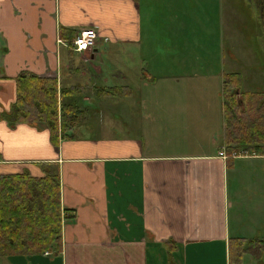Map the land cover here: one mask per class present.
Returning <instances> with one entry per match:
<instances>
[{"label":"crops","instance_id":"1","mask_svg":"<svg viewBox=\"0 0 264 264\" xmlns=\"http://www.w3.org/2000/svg\"><path fill=\"white\" fill-rule=\"evenodd\" d=\"M230 4L0 0V114L15 101L21 72L59 81L60 73L79 68L92 92L108 83L95 82L101 61L133 55L140 72L139 106L119 135L78 138L90 130L84 117L74 138L56 148L48 130L10 128L0 119V175L41 177L40 164L56 165L61 207L73 213L62 223L59 254L0 257V264H233L230 244L246 239L232 237V229L241 235L248 220L244 229L254 234L261 220L264 150L257 148L260 136L238 148L225 141L224 81L243 78V52L225 50V22H240L255 62L264 58V47L257 45L254 0H241L240 13ZM92 27L95 48L74 53L65 47ZM92 98L104 97L85 100ZM252 100L246 120L259 118L255 111L264 107ZM256 164L259 173L249 168ZM241 209L253 219L240 222Z\"/></svg>","mask_w":264,"mask_h":264},{"label":"trees","instance_id":"2","mask_svg":"<svg viewBox=\"0 0 264 264\" xmlns=\"http://www.w3.org/2000/svg\"><path fill=\"white\" fill-rule=\"evenodd\" d=\"M74 71L68 68L66 75L60 73L59 81L55 77H39L30 72H21L16 78L15 101L8 112L0 114V119H4L10 128L26 124L48 130L50 141L56 148L59 142L72 140L73 128L88 113L83 105L88 84L79 76V68ZM64 76H67L65 81ZM227 76L229 79H225L223 89L225 141L238 148L246 145V142L254 141L248 136V131L252 132L251 136L264 133V107L261 105L255 111L259 113V118H248L243 126L237 110L242 113L244 107H239L242 100L239 99V102L236 96L239 94L242 99L244 93L237 89L229 90L234 77ZM122 89L103 86L95 89L94 93L95 97L127 95ZM257 95L247 94L246 97ZM257 148L264 150L262 147ZM258 150L253 149L255 152ZM40 165L43 173L41 177H33L28 171L0 175V257L45 253L56 255L61 252L62 223L72 217L73 213L61 207L58 167L52 163ZM234 242L230 244L231 262L240 263L242 252L233 251Z\"/></svg>","mask_w":264,"mask_h":264},{"label":"rangeland","instance_id":"3","mask_svg":"<svg viewBox=\"0 0 264 264\" xmlns=\"http://www.w3.org/2000/svg\"><path fill=\"white\" fill-rule=\"evenodd\" d=\"M223 1L224 3L226 1L231 2L230 5L235 9V12L237 10L238 11L237 13H240L239 10L242 7L241 0H223ZM248 13H250V10L248 11ZM224 27H225L226 52L232 49L239 52L241 50L243 52L241 63L238 69L239 70L238 72L243 75V78H241L240 75L234 77L232 79V85L229 87V90L234 91L235 89H237L239 92L244 93L242 99L238 94L236 96V100H238L239 102L240 100H242L241 101L242 103H240L239 107L243 106L244 112L249 113L250 112L249 106H251V102H250L251 98L246 97L247 94L249 93L253 95L258 94L256 98L253 99L252 101L255 100H257V102L264 101V94H263L264 93V58L258 56L256 62L252 59V55H253L252 47H250L249 42L246 39L244 40L243 38H241L242 33L240 30V22L232 26V22L231 21L229 22L227 20V24L225 22ZM123 54L124 53L119 54L114 60L110 59L99 62L98 66L101 69V73L99 79L96 78L98 80H95V82L100 81L101 78L103 77V79L108 80V83L106 85L107 87H117V88L123 87L122 90H125V93H129V94L127 95L119 94L117 97H104L98 99L92 98V100H94V102L92 103L87 100L83 102L84 107L88 110V113L85 116L87 120H84L83 122H85V124H89L90 130L86 132L76 133L78 138L80 137L97 138L100 137L99 135L102 133L109 134L110 136H112L113 132L119 135L120 134L119 129H121V126H124L125 124L131 122L132 110L137 111V108L139 106L137 93L140 87V79H139L140 72L139 70L136 71V68H133V66L135 64L138 66V59L133 55L131 59L130 56ZM65 57H67L66 54ZM253 63H255V67H251V68L247 67V66H251V64ZM116 66L118 68H116ZM245 77H248V79ZM66 79L67 76H64L63 80L65 81ZM226 79L228 81L229 78ZM86 81L88 84V89L85 92L84 96L95 97V93L92 92V90H90L92 88L91 83L89 82L88 79H86ZM98 86L101 87L104 85L99 84ZM237 111L241 118L242 125L245 126L247 121L245 113L244 112L241 113L239 109ZM248 134H244V135L251 136L252 132L248 131ZM252 136L253 137L260 136L256 140L257 141L256 144L259 145V146L257 145L258 147L264 148V141L260 140V139L264 140V133H262V135H257V136L252 135ZM253 167L257 168L258 173L261 171V166L259 164H256V166H250L249 168L252 169ZM261 195L263 197V202H264V187ZM239 215H240V222H242L245 217H248L249 219H253V213L248 214L246 212H243L242 209ZM260 217L261 220H259L257 224V228H252L255 232L254 234L250 233L249 229H244V226H246L247 223H249L248 220H244L242 222V227L239 228L241 231V235H238L237 231L232 229L231 231L232 237L243 236V238L246 239V241H242L241 243L234 244L233 251L242 252V254L240 255L241 258L240 263L234 262L233 264H255L254 261L249 262V259H251L250 255L252 254L254 255V253L256 254L258 253L257 252L258 246L262 245V242L264 241V206L262 209H260ZM255 237H257V239H252ZM250 251H252L253 253H250Z\"/></svg>","mask_w":264,"mask_h":264},{"label":"built area","instance_id":"4","mask_svg":"<svg viewBox=\"0 0 264 264\" xmlns=\"http://www.w3.org/2000/svg\"><path fill=\"white\" fill-rule=\"evenodd\" d=\"M98 38L97 30L92 27L87 30L82 31L70 44H66L65 47L75 53H83L88 50H92L96 46V41ZM60 42V41H59ZM224 155L220 153V156ZM232 157L239 156V153L233 151L231 153ZM47 255V253H46Z\"/></svg>","mask_w":264,"mask_h":264},{"label":"flooded vegetation","instance_id":"5","mask_svg":"<svg viewBox=\"0 0 264 264\" xmlns=\"http://www.w3.org/2000/svg\"><path fill=\"white\" fill-rule=\"evenodd\" d=\"M254 4L257 8L258 18L261 24V28H260L261 35L259 37L258 45L259 46L262 45L264 47V0H254ZM258 248H259V252L257 253V256H256L257 259H254L252 257L251 258L255 264L257 263V261H258L257 264H264V241L262 242V245L258 246ZM249 262H250V259H249Z\"/></svg>","mask_w":264,"mask_h":264}]
</instances>
